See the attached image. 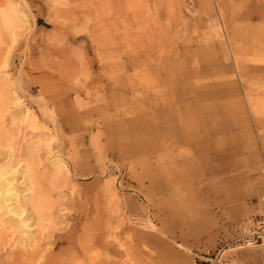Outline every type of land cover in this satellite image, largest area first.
<instances>
[{"label": "rangeland", "instance_id": "1", "mask_svg": "<svg viewBox=\"0 0 264 264\" xmlns=\"http://www.w3.org/2000/svg\"><path fill=\"white\" fill-rule=\"evenodd\" d=\"M0 167V264H264V0H0Z\"/></svg>", "mask_w": 264, "mask_h": 264}, {"label": "bare ground", "instance_id": "2", "mask_svg": "<svg viewBox=\"0 0 264 264\" xmlns=\"http://www.w3.org/2000/svg\"><path fill=\"white\" fill-rule=\"evenodd\" d=\"M25 175H26V173H25ZM13 177H14V172H8V171H4V170H2L0 172V197L9 195V198L12 199L13 197L19 196L18 191L15 190L12 186L14 183V179L12 180ZM5 180H6V184L1 185V184H3V181H5Z\"/></svg>", "mask_w": 264, "mask_h": 264}]
</instances>
